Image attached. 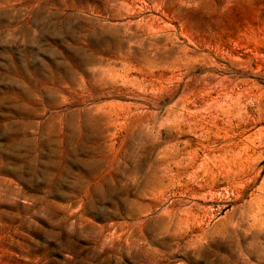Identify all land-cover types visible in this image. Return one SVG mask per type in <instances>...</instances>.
I'll use <instances>...</instances> for the list:
<instances>
[{
	"label": "rangeland",
	"instance_id": "1",
	"mask_svg": "<svg viewBox=\"0 0 264 264\" xmlns=\"http://www.w3.org/2000/svg\"><path fill=\"white\" fill-rule=\"evenodd\" d=\"M263 181L264 0H0V264H264Z\"/></svg>",
	"mask_w": 264,
	"mask_h": 264
},
{
	"label": "bare ground",
	"instance_id": "2",
	"mask_svg": "<svg viewBox=\"0 0 264 264\" xmlns=\"http://www.w3.org/2000/svg\"><path fill=\"white\" fill-rule=\"evenodd\" d=\"M142 9V8H141ZM139 12V11H138ZM138 15V14H137ZM132 21V20H131ZM130 21V22H131ZM122 22V21H121ZM135 22V21H134ZM129 25H131V24H129ZM138 25V24H137ZM165 25V24H164ZM164 25H163V27H164ZM166 26V25H165ZM108 27V26H107ZM150 27V26H149ZM126 29V28H125ZM155 30V29H154ZM130 32V31H129ZM132 32V31H131ZM144 32V31H143ZM155 32V31H154ZM158 32H159V30H158ZM120 33V32H119ZM152 33V32H151ZM163 33V32H162ZM136 34V33H135ZM154 34V33H153ZM158 34V33H157ZM164 34V33H163ZM103 35V34H102ZM101 36V35H100ZM112 36V35H111ZM124 36V35H123ZM123 36H121V37H123ZM114 37V36H113ZM155 37V36H154ZM102 38V37H101ZM153 38V37H152ZM126 39V38H125ZM152 41V40H151ZM177 41V40H176ZM180 41V40H179ZM139 42H140V40H139ZM174 43V42H173ZM103 44V43H102ZM116 45V44H115ZM137 46V45H136ZM143 46V45H142ZM138 47V46H137ZM136 47V48H137ZM120 48V47H119ZM129 48V47H128ZM140 48V47H139ZM183 48V47H182ZM126 49V48H125ZM121 50V49H120ZM180 50V49H179ZM102 51V50H101ZM130 52H132V51H130ZM185 52V51H184ZM102 54V53H101ZM118 54V53H117ZM147 54V53H146ZM143 55V54H142ZM185 55V54H184ZM194 55H195V53H194ZM119 56V55H118ZM188 56V55H187ZM197 56V55H196ZM206 56V55H205ZM124 57V56H123ZM130 57V56H129ZM132 57V56H131ZM147 57V56H146ZM145 57V58H146ZM194 57V56H193ZM148 58V57H147ZM201 58V57H200ZM102 59H103V57H102ZM97 60V59H96ZM133 60V59H132ZM120 61V60H119ZM124 61V60H123ZM126 61V60H125ZM134 61V60H133ZM211 61V60H210ZM113 62H114V60H113ZM121 62V61H120ZM119 62V63H120ZM102 63V62H101ZM126 63V62H125ZM129 63V62H128ZM198 63V62H197ZM108 64V63H107ZM177 64H179V63H177ZM182 64V63H181ZM213 64V63H212ZM113 66V65H112ZM210 66V65H209ZM220 66V65H219ZM222 66V65H221ZM108 67H109V65H108ZM140 67V66H139ZM111 68V67H110ZM119 68V67H118ZM141 68V67H140ZM207 68V67H206ZM229 68V67H228ZM127 69V68H126ZM131 69V68H130ZM142 69V68H141ZM155 69H156V67H155ZM205 69V68H204ZM208 69V68H207ZM242 69V68H241ZM152 70V69H151ZM128 71V70H127ZM132 71V70H131ZM186 71V70H185ZM202 71V70H201ZM98 72V71H97ZM112 72V71H111ZM121 72V71H120ZM137 72V71H136ZM170 72V71H169ZM187 72V71H186ZM200 72V71H199ZM219 72V71H218ZM194 73H195V70H194ZM212 73V72H211ZM94 74V73H93ZM130 74V73H129ZM222 74V73H221ZM220 74V75H221ZM229 74V73H228ZM233 74V73H232ZM95 75V74H94ZM117 75V74H116ZM120 75V74H119ZM131 75V74H130ZM141 75V74H140ZM175 75V74H174ZM173 75V76H174ZM202 75V74H201ZM211 75V74H210ZM231 75V74H230ZM99 76V75H98ZM149 76V75H148ZM170 77V76H169ZM218 77V76H217ZM139 78V77H138ZM166 78V77H165ZM179 78V77H178ZM185 78H187V77H185ZM201 78V77H200ZM164 79V78H163ZM180 79V78H179ZM178 79V80H179ZM184 79V78H183ZM202 79V78H201ZM206 79V78H205ZM150 80H152V79H150ZM186 80V79H185ZM216 80V79H215ZM85 81H86V79H85ZM158 81V80H157ZM187 81V80H186ZM208 81V80H207ZM223 81V80H222ZM234 81V80H233ZM125 82V81H124ZM160 82V81H159ZM163 82H164V80H163ZM205 82V81H204ZM218 82V81H217ZM80 83V82H79ZM190 83V82H189ZM207 83V82H206ZM105 84V83H104ZM191 84V83H190ZM103 85V84H102ZM116 85V84H115ZM139 85V84H138ZM162 85H164V84H162ZM170 85V84H169ZM168 85V86H169ZM69 86V85H68ZM113 86V85H112ZM166 86V85H165ZM171 86V85H170ZM181 86V85H180ZM207 86V85H206ZM70 87V86H69ZM107 87V86H106ZM137 87V86H136ZM140 87V86H139ZM146 87V86H145ZM145 87H143V88H145ZM159 87V86H158ZM183 87V86H182ZM75 88V87H74ZM84 88V87H83ZM151 88V87H150ZM162 88V87H161ZM207 88V87H206ZM59 89V88H58ZM62 89V88H61ZM101 89V88H100ZM159 89V88H158ZM194 89V88H193ZM168 90V89H167ZM186 90V89H185ZM195 90V89H194ZM203 90V89H202ZM221 90V89H220ZM136 91H138V90H136ZM149 91V90H148ZM147 91V92H148ZM154 91V90H153ZM200 91V90H199ZM143 92V91H142ZM202 92V91H201ZM212 92V91H211ZM150 93H151V91H150ZM208 93H209V91H208ZM219 93V92H218ZM85 94V93H84ZM89 94V93H88ZM145 94V93H144ZM181 94V93H180ZM188 94V93H187ZM191 94V93H190ZM179 95V94H178ZM208 95V94H207ZM216 95V94H215ZM165 96V95H164ZM163 96V97H164ZM183 96V95H182ZM224 96V95H223ZM66 97V96H65ZM77 97V96H76ZM107 97H108V95H107ZM158 97V96H157ZM169 97H173V96H169ZM189 97V96H188ZM199 97V96H198ZM203 97V96H202ZM207 97V96H206ZM90 98V97H89ZM148 98V97H147ZM153 98V97H152ZM61 100H62V98H60ZM88 99V98H87ZM92 99V98H91ZM93 99H94V97H93ZM98 99V98H97ZM174 99V98H173ZM172 99V100H173ZM179 99V98H178ZM192 99V98H191ZM206 99V98H205ZM211 99V98H210ZM142 101H143V99H141ZM140 100V101H141ZM152 100H154V99H152ZM208 100V99H207ZM73 101V100H72ZM86 101V100H85ZM128 101V100H127ZM133 101V100H132ZM135 101V100H134ZM171 101V100H170ZM113 102V101H112ZM144 102V101H143ZM146 102V101H145ZM160 102V101H159ZM183 102V101H182ZM188 102V101H187ZM134 103V102H133ZM138 103V102H137ZM140 103V102H139ZM153 103V102H152ZM152 103H149L150 105L152 104ZM156 103V102H155ZM158 103V102H157ZM167 103H168V101H167ZM173 103V102H172ZM179 103V102H178ZM169 104V103H168ZM177 104V103H176ZM184 104V103H183ZM222 104V103H221ZM64 105V104H63ZM85 105V104H84ZM162 105V104H161ZM72 106V105H71ZM171 106V105H170ZM185 106V105H184ZM218 106V105H217ZM109 107V106H108ZM144 107V106H143ZM167 107V106H166ZM225 107V106H224ZM223 107V108H224ZM154 108H157L156 106L154 107ZM234 108V107H233ZM58 109V108H57ZM117 109V108H116ZM167 109V108H166ZM176 109V108H175ZM182 109H184V108H182ZM181 109V110H182ZM231 109V108H230ZM118 110V109H117ZM163 110V109H162ZM187 110V109H186ZM88 111V110H87ZM147 111H149V110H147ZM223 111V110H222ZM231 111V110H230ZM135 112H137V111H135ZM142 112V111H141ZM185 112V111H184ZM211 112V111H210ZM238 112V111H237ZM146 113V112H145ZM205 113V112H204ZM222 113V112H221ZM128 114V113H127ZM148 114V113H147ZM202 114V113H201ZM194 115V114H193ZM196 115V114H195ZM206 115H207V113H206ZM111 116V115H110ZM164 116V115H163ZM180 116V115H179ZM197 116V115H196ZM224 116H225V114H224ZM247 116V115H246ZM167 117V116H166ZM126 118H124V120H125ZM212 119V118H211ZM123 120V121H124ZM173 120V119H172ZM171 120V121H172ZM182 120V119H181ZM236 120V119H235ZM166 121V120H165ZM213 121V120H212ZM219 121V120H218ZM260 121H262V119L261 118H258V122H260ZM173 122H174V120H173ZM231 122V121H230ZM230 122H229V124H230ZM82 123V122H81ZM167 123H169V122H167ZM172 123V122H171ZM205 123V122H204ZM216 123V122H215ZM162 124V123H161ZM80 125V124H79ZM88 125V124H87ZM132 125V124H131ZM169 125V124H168ZM195 125V124H194ZM224 125V124H223ZM126 126V125H125ZM161 127V126H160ZM184 127V126H183ZM92 128V127H91ZM90 128V129H91ZM134 128V127H133ZM92 130V129H91ZM126 130V129H125ZM163 130V129H162ZM221 131V130H220ZM131 132V131H130ZM123 133H125V132H123ZM147 133H149V132H147ZM156 133V132H155ZM124 135V134H123ZM148 135V134H147ZM193 136H194V134H193ZM258 136V135H257ZM223 137V136H222ZM243 138V137H242ZM123 140V139H122ZM122 140H120V141H122ZM177 140V139H176ZM208 140V139H207ZM206 140V141H207ZM228 141V140H227ZM246 141V140H245ZM250 142V141H249ZM117 145V144H116ZM122 145V144H121ZM205 145V144H204ZM233 145V144H232ZM177 146V145H176ZM245 146V145H244ZM256 146V145H255ZM166 148V147H165ZM242 148V147H241ZM118 149V148H117ZM207 149V148H206ZM209 150V149H208ZM218 150V149H217ZM237 150V149H236ZM245 150H246V148H245ZM262 150V149H261ZM240 152V151H239ZM245 152V151H244ZM247 152V151H246ZM251 152V151H250ZM242 153V152H241ZM239 154V153H238ZM203 155V154H202ZM246 155V154H245ZM217 156V155H216ZM233 156V155H232ZM241 156H242V154L240 155V158H241ZM211 157V156H210ZM209 157V158H210ZM112 158H114L113 156H112ZM233 158V157H232ZM222 157H216V159H215V162L216 163H218V164H222L223 165V163H222ZM227 161V160H226ZM244 162V161H243ZM213 165L216 167V164L213 162ZM228 165V164H227ZM214 167V168H215ZM224 167V166H223ZM184 168V167H183ZM182 168V169H183ZM250 168V167H249ZM257 168V167H256ZM243 168H241L239 171L241 172V170H242ZM255 169V168H254ZM216 170V169H215ZM224 170V169H223ZM247 170V169H246ZM227 172H230V170L228 169L227 170ZM257 172V171H256ZM173 173V172H172ZM171 174V173H170ZM262 174V173H261ZM217 175V174H216ZM161 176V175H160ZM166 176V175H165ZM222 176V175H221ZM162 177H163V175H162ZM219 177V176H218ZM244 179V178H243ZM256 180V179H255ZM246 182V181H245ZM247 182H249V181H247ZM264 182V181H263ZM262 183V182H261ZM263 184V183H262ZM253 185H254V183H253ZM261 185V184H260ZM239 186H241V185H239ZM255 187V186H254ZM206 194H207V192H205ZM262 193V192H261ZM202 197H204V195L202 196ZM201 197V198H202ZM216 197H217V195H216ZM257 199V198H256ZM260 200V199H259ZM258 200V201H259ZM257 201V200H256ZM260 202V201H259ZM262 203H263V205H264V199L262 200ZM214 206V205H213ZM218 207V206H217ZM210 210V209H209ZM264 213L262 214V217L260 218V219H257V222L258 221H261V228L264 230Z\"/></svg>",
	"mask_w": 264,
	"mask_h": 264
}]
</instances>
